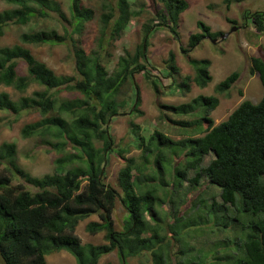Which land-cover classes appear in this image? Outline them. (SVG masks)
Returning <instances> with one entry per match:
<instances>
[{
    "label": "trees",
    "instance_id": "obj_1",
    "mask_svg": "<svg viewBox=\"0 0 264 264\" xmlns=\"http://www.w3.org/2000/svg\"><path fill=\"white\" fill-rule=\"evenodd\" d=\"M4 1L8 8L0 11V40L11 26H27L54 16L62 24V33L55 29L24 32L18 43L0 46V87L12 88L19 94L14 98L8 92H0V112L21 116L35 111L40 118L22 128V137H39L42 144L60 154L55 161V171L39 177L17 164L15 143L4 142L1 145L0 259L3 264H46L48 256L61 251L71 254L75 264H99L102 258L113 253H117L119 264H129L130 259L142 256H150V264H172V242L164 234L168 226L167 214L163 219L156 210V202L164 205V199L158 197L157 188L143 193L142 178L146 177L148 183L160 180L166 190L169 187L165 178L167 173L172 172L173 176L180 178L179 187L192 170L197 171V175L190 179V186L200 185L203 172L209 183L220 189L222 204L214 201L209 213L214 212L220 223L225 216L226 225L221 223L217 226L224 229L231 226L237 234L228 238L235 240L237 249L234 256H225L228 264H264V94L258 103L243 101L227 120L218 125L210 116L220 105L219 95H228L240 79L238 72L220 82L215 87V95H200L181 105H160L161 111L179 116L201 114L202 117L193 122H178L185 127L187 134H190L188 129L193 128L192 133L201 134V137L174 141L156 131L147 143L144 137L139 136L137 147L142 152L139 159L128 158V150L119 149L125 161L119 173L122 193L105 182L108 155L115 151L112 119L127 114L125 111L130 100H134L131 110L142 114L135 75L145 72L149 64L147 49L150 35L155 28H166L176 40H180L179 18L188 10L189 3L186 0H157L163 6L155 16L158 23L146 25L142 44L133 54L126 52L121 56L117 68L110 71L107 64L111 53L107 52V47L123 35L133 19L142 15L143 9H135L131 0H100V36L97 48L89 52L77 41L96 16L95 10L83 4L84 0H65L68 13L58 0ZM242 1L226 0L225 3L230 7L233 2ZM243 20L246 27L248 23L253 24L257 34H264V11L245 10ZM230 23L238 25L235 20H230ZM197 26L200 32L191 35L188 47L182 48L187 56L204 39H219L225 33L213 32L201 20ZM59 45H71L75 77L57 75L29 48ZM188 60L196 75L193 79L186 77L178 87L186 92L192 85L207 88L213 80L211 60H193L190 57ZM20 63L24 64L26 75L19 74ZM166 63L170 76L179 73L174 52H170ZM249 73L259 77L264 89V47L259 56L251 58ZM146 77L152 79L149 75ZM129 82L134 84L137 94L133 99L128 96L119 100ZM33 84L40 87L39 90L23 96ZM159 84V78L153 79L157 95L162 94ZM63 91L76 92L81 96L60 101L59 94ZM131 128L135 134L140 132V126L134 122H131ZM157 138H160L161 145L171 144L185 150L186 162L175 166L170 160L169 170H166L162 164L169 159L166 153L156 151V158L148 159L149 153L155 155L152 143ZM208 155L214 156L213 161L206 169L201 168ZM5 164L9 167L3 168ZM150 171L156 175H150ZM16 176L23 183L13 185ZM168 195L166 192V197ZM118 200L127 211L121 230L116 229L114 219ZM229 206L234 207L238 214L227 216ZM94 215L99 216L101 223L91 222L87 230L92 235L105 231L108 243L84 245L77 235V227L81 221ZM235 219H238L236 224L232 222ZM239 232L243 236H239ZM225 242L217 244V249L221 246L229 252L232 248L226 249ZM178 254L183 255L184 252ZM196 259L199 260L178 264H220L206 263L200 257ZM217 260L221 259L218 257Z\"/></svg>",
    "mask_w": 264,
    "mask_h": 264
},
{
    "label": "rangeland",
    "instance_id": "obj_2",
    "mask_svg": "<svg viewBox=\"0 0 264 264\" xmlns=\"http://www.w3.org/2000/svg\"><path fill=\"white\" fill-rule=\"evenodd\" d=\"M62 8L68 13V5L65 0H58ZM189 3V8L179 18V34L180 40H176L174 35L166 28H155L150 35L149 46L147 49V57L149 64L145 72L135 75V83L138 87L141 104L139 111L142 114L133 112L132 105L134 100L129 101L126 108V115L117 116L111 122V135L115 141L114 152L108 155V162L106 165L105 182L122 193L119 185V173L125 166V161L119 154V149L128 150L126 157H134L139 159L141 150L137 147L139 136L148 140L154 135L156 131L165 134L174 141L183 140L188 137L198 138L202 135H194L193 128L188 129L190 134L185 132V127L179 125L178 122H193L201 118L197 115H176L169 111H161L160 105H181L189 103L200 95L211 96L215 95V87L230 76L233 72L240 74V79L233 86L228 95H219L220 105L211 113V117L218 125L231 115V113L245 100L253 103H258L263 94L264 89L257 75L251 76L249 69L251 66V58L259 56L261 48L264 47L263 39L256 33L253 24L244 25L243 13L245 10L249 11H264V0H243L242 2H233L230 7L225 3L226 0H186ZM100 0H84L83 4L95 10V20L87 25L85 32L77 37L79 46L89 52L93 48H97V39L100 36L101 26L99 24L100 14ZM135 9H143L142 15L131 21L128 29L120 38L112 42L113 45L107 47V52L111 53L107 67L110 71L117 68L119 58L129 52L133 54L142 44L144 38V27L146 25L152 26L157 24L155 16L163 8L157 0H131ZM8 8L4 0H0V11ZM202 21L209 25L213 32L225 30L229 32V36L214 43L211 39H204L200 45L191 53L184 54L182 48H187L189 45L190 36L200 32L197 23ZM230 20H235L240 28L232 31L233 25ZM244 25V27H242ZM58 30L62 33V24L57 21L56 16L33 22L27 26H11L7 29L6 35L0 40V46H12L19 42V37L24 32L38 31V30ZM110 31V30H109ZM110 34L107 38L109 39ZM258 39V40H257ZM262 43V45H261ZM71 45L59 46H43L32 47L30 50L36 58L46 63L59 76L75 77L76 67L73 59ZM262 46V47H261ZM251 49V52H249ZM170 52L176 55L177 66L179 73L174 76L169 75L167 69V59ZM195 60L209 59L213 64L210 67L213 76L212 82L205 89H200L195 85L191 86L189 92L178 87L186 77H195V70L193 65L189 63L188 58ZM108 60V59H107ZM106 60V61H107ZM20 75H26V68L23 63H20L18 68ZM149 75L151 80L147 79ZM159 78L161 80L162 94L157 95L153 89V79ZM36 84H33L23 96H29L33 91L39 90ZM242 91V94L240 92ZM0 92H8L14 98L19 94L12 88L4 86L0 87ZM134 84L130 82L126 85L123 92L119 96V100L125 97L134 98L136 95ZM76 92L63 91L59 94L60 101L72 100L80 97ZM166 112V115L165 113ZM199 112V111H197ZM39 115L35 111L24 113L21 116L12 115L11 113L0 112V147L4 142H12L17 146L16 162L27 172L33 176H43L45 174L53 173L56 169L55 161L60 154L46 144H42L41 138L34 137L25 139L21 135L22 128L26 124L34 123L39 120ZM131 122L140 126V132L135 134L131 128ZM205 127V126H204ZM193 134V135H191ZM190 135V136H188ZM152 149L155 155L148 154V159H155L156 151L166 153L169 159L162 161L166 170H169L170 160L175 166H179L186 162V151L181 150L180 147H174L171 144L161 145L160 138H157L152 143ZM178 153L175 155L173 153ZM214 156L208 155L204 158L201 168L206 169L213 161ZM9 167L5 164L3 168ZM150 175H156L152 171ZM200 173V172H199ZM197 175V171H189L187 179L183 180L182 186H179L180 178L173 176L172 172L165 175L169 183V187H162L160 180L156 182H147L146 177L142 178V192L159 189L158 197L164 199V205L156 202V210L161 218L166 219L167 224L166 234L172 242V264L179 262L190 263L200 257L206 263H220L228 264L225 256L232 257L236 249V242L234 238L237 234L234 233L232 227L222 228L217 225L227 222L225 216L220 221H217L214 212L209 213V208L216 201L222 204L221 192L218 187L212 186L206 174L202 172L200 185L190 186V179ZM156 178V176H155ZM23 180L16 176L13 180V185H19ZM31 188V187H30ZM163 189V190H162ZM166 192L169 194L166 197ZM155 195V197H157ZM157 197V199H159ZM127 211L118 200L114 219L116 222V229L121 230L123 227V220ZM238 214L234 207L229 206L227 216H234ZM150 220V214H146ZM221 215V214H218ZM99 222V216L94 215L80 222L77 227V235L82 240L84 245L93 244L101 245L108 243L106 239V232H99L92 235L87 228L89 223ZM235 224L238 219L233 220ZM224 227V226H223ZM172 229V230H171ZM239 236H243L240 232ZM228 239V240H226ZM225 242L223 245L229 252L223 250V247L217 249V244ZM184 252V254H178ZM176 254V255H175ZM235 253V257H236ZM221 260H217V258ZM150 256H145L130 259L129 264H150L148 260ZM75 258L67 251L53 254L46 258V264H75ZM119 264L117 253H113L101 259L99 264ZM0 264H3L0 259ZM203 264V263H202Z\"/></svg>",
    "mask_w": 264,
    "mask_h": 264
},
{
    "label": "water",
    "instance_id": "obj_3",
    "mask_svg": "<svg viewBox=\"0 0 264 264\" xmlns=\"http://www.w3.org/2000/svg\"><path fill=\"white\" fill-rule=\"evenodd\" d=\"M237 28L238 27H233L232 29V31H235V30H237ZM229 36V33H226V34H224L223 36H221V38H220V40H224V39H226L227 37ZM214 43H216L217 41H219V39H215V40H212Z\"/></svg>",
    "mask_w": 264,
    "mask_h": 264
},
{
    "label": "crops",
    "instance_id": "obj_4",
    "mask_svg": "<svg viewBox=\"0 0 264 264\" xmlns=\"http://www.w3.org/2000/svg\"><path fill=\"white\" fill-rule=\"evenodd\" d=\"M212 31H213V29H212ZM221 31H224L225 32V30H221ZM261 36V39H263V42H264V34H261L260 35ZM261 45H262V43H261ZM263 46V45H262ZM249 52H251V49H250V51ZM213 64L211 63V66H212Z\"/></svg>",
    "mask_w": 264,
    "mask_h": 264
},
{
    "label": "clouds",
    "instance_id": "obj_5",
    "mask_svg": "<svg viewBox=\"0 0 264 264\" xmlns=\"http://www.w3.org/2000/svg\"><path fill=\"white\" fill-rule=\"evenodd\" d=\"M248 24H250V23H248ZM248 24H247V25H248ZM250 25H251V24H250ZM233 27H238V28H240L239 26H233ZM228 33H229V32H228ZM224 34H226V33H224ZM219 41H220V38H219ZM258 78H259V77H258Z\"/></svg>",
    "mask_w": 264,
    "mask_h": 264
},
{
    "label": "flooded vegetation",
    "instance_id": "obj_6",
    "mask_svg": "<svg viewBox=\"0 0 264 264\" xmlns=\"http://www.w3.org/2000/svg\"><path fill=\"white\" fill-rule=\"evenodd\" d=\"M228 33V32H227Z\"/></svg>",
    "mask_w": 264,
    "mask_h": 264
}]
</instances>
